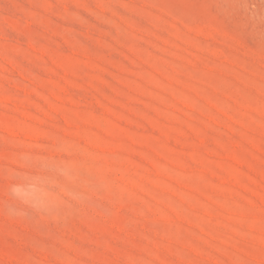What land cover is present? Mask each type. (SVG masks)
Returning <instances> with one entry per match:
<instances>
[{
  "label": "rangeland",
  "instance_id": "1",
  "mask_svg": "<svg viewBox=\"0 0 264 264\" xmlns=\"http://www.w3.org/2000/svg\"><path fill=\"white\" fill-rule=\"evenodd\" d=\"M0 264H264V0H0Z\"/></svg>",
  "mask_w": 264,
  "mask_h": 264
}]
</instances>
